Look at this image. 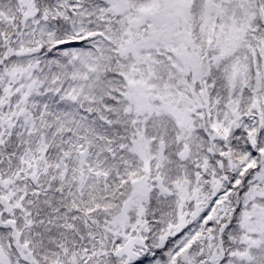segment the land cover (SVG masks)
Wrapping results in <instances>:
<instances>
[{
  "label": "snow or ice",
  "instance_id": "1",
  "mask_svg": "<svg viewBox=\"0 0 264 264\" xmlns=\"http://www.w3.org/2000/svg\"><path fill=\"white\" fill-rule=\"evenodd\" d=\"M0 264H264V0H0Z\"/></svg>",
  "mask_w": 264,
  "mask_h": 264
}]
</instances>
